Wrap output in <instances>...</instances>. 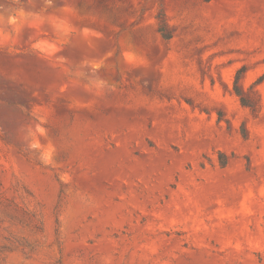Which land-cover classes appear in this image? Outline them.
I'll return each mask as SVG.
<instances>
[{
  "label": "rangeland",
  "instance_id": "1",
  "mask_svg": "<svg viewBox=\"0 0 264 264\" xmlns=\"http://www.w3.org/2000/svg\"><path fill=\"white\" fill-rule=\"evenodd\" d=\"M0 264H264V0H0Z\"/></svg>",
  "mask_w": 264,
  "mask_h": 264
}]
</instances>
